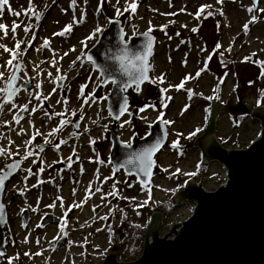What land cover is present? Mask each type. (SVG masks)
<instances>
[{
	"label": "rangeland",
	"instance_id": "374dc122",
	"mask_svg": "<svg viewBox=\"0 0 264 264\" xmlns=\"http://www.w3.org/2000/svg\"><path fill=\"white\" fill-rule=\"evenodd\" d=\"M66 1L59 5L58 0H31L26 7V0H8L0 8V24L7 26V34L0 29V45L11 50L0 47V72L4 74L0 77V172L7 163L21 160L4 193L9 212L6 256L0 257V264H9L16 257L23 264H101L107 253H113L120 263L138 259L153 213L162 215L163 237L173 225L190 217L194 203L177 204L166 213L157 211L156 206L173 201L191 181L201 183L206 192L225 184L223 164L207 162L202 171V153L195 145L206 132L212 102L217 104L213 136L223 149L244 150L261 131L262 121L252 113L255 108H264L258 97L264 91V77L258 67L264 62V0H258L251 12L249 0H166L165 4L162 0H136L134 13L124 11L132 0ZM80 2L83 9L88 4L90 22L93 19L96 24L89 35L85 34L87 39L79 45L73 65L67 67L71 71L77 63L83 65L82 69L78 65L81 74L68 81L69 72L63 73V68L50 71L52 47L60 39L44 34L43 28L58 6L75 14L69 25H77L81 21ZM111 20L120 21L125 41L142 33L155 39L149 62L151 80L141 95L130 93L132 105L138 109L148 105L147 99L154 101L153 107L148 105L143 113H136L133 122H129L128 114L116 122L115 132L120 142L130 144L133 133L143 132L155 120L171 122L164 123L168 145L156 157L154 177L147 187L122 171L113 172L108 133L113 120L103 100L111 85L101 87L98 72L91 63L85 64L86 53ZM14 25H19L15 32ZM97 28L102 31L93 36ZM13 52L17 53L15 59ZM216 54L231 64L218 69ZM249 56L254 60L249 61ZM10 59L11 65L7 64ZM17 64V84L24 87L7 101L5 85ZM175 65H184L187 71ZM185 77L189 79L177 90ZM81 131L87 132V138L81 137ZM61 133L66 139L61 140ZM68 140L70 148L81 143L88 146L91 166L82 177L80 170L86 167L78 169L81 157L72 151L58 152ZM63 178L71 185L63 183ZM81 183L83 194L78 197L75 192ZM91 198L97 207L90 208ZM33 207L38 209L36 214ZM24 211L29 216L26 226L21 219ZM123 218L141 230L137 237L126 238L129 235L125 236ZM45 219L48 222L41 226ZM92 221L93 226H88ZM114 234L119 241L114 240Z\"/></svg>",
	"mask_w": 264,
	"mask_h": 264
},
{
	"label": "water",
	"instance_id": "95a60500",
	"mask_svg": "<svg viewBox=\"0 0 264 264\" xmlns=\"http://www.w3.org/2000/svg\"><path fill=\"white\" fill-rule=\"evenodd\" d=\"M249 1L252 9H255L258 0ZM154 45L153 35L144 33L125 41L120 21L111 20L85 55V61L91 63L98 72L101 87L111 85L103 100L106 101V110L113 120L108 131L111 142L109 162L113 172L122 170L126 176L134 177L142 187L149 185L156 165L155 156L167 144L165 124L158 119L148 126L143 137L134 134L130 147L120 142L115 132L116 122L129 111V90H132V94L139 95L143 86L150 82L149 62ZM133 54L144 58L142 65L138 64ZM115 57L121 59L117 60ZM121 63L129 66V73L132 75L122 73ZM139 67L145 69L147 79L143 81L132 79ZM19 70L20 64H17L5 85L7 101H11L24 87V84H17ZM113 79L118 84H113ZM125 82L128 87L121 91ZM125 105L126 110L121 113V108ZM216 110L217 104L212 102L206 132L195 140V145L202 153L203 163L217 161L223 164L227 176L225 184L212 192H206L201 184L189 182L177 193L175 203H194L196 207L190 217L183 223L173 225L161 238L162 215L153 213L138 259L120 263L113 253H107L101 264H264V108H255L252 113L262 121L258 139L244 150L233 151L223 149L214 139ZM15 120L17 122L19 118L16 117ZM133 121L132 114L129 122ZM157 143L159 147L151 155L152 167L146 174L144 152ZM20 165L21 161H12L0 172V180L3 182L0 188V206L3 209L0 212V257L6 256L4 228L7 215L3 195ZM132 183L131 181L127 187H131ZM21 219L23 226H26L29 219L27 211L21 214ZM47 222L45 219L41 226Z\"/></svg>",
	"mask_w": 264,
	"mask_h": 264
},
{
	"label": "bare ground",
	"instance_id": "6f19581e",
	"mask_svg": "<svg viewBox=\"0 0 264 264\" xmlns=\"http://www.w3.org/2000/svg\"><path fill=\"white\" fill-rule=\"evenodd\" d=\"M29 1L30 0H26V7L29 5ZM146 0H143L142 2H145ZM59 5L60 4H65L67 1L66 0H58ZM161 3H166V0H162L160 1ZM169 3V2H168ZM83 3H79V14L81 16H86L85 20L78 22L77 25L72 24L71 25V31L68 32H64L62 35H58L57 33H61L64 30V27L62 26H66L69 25V23H73L75 14L70 15L68 13V9L66 10V8L62 9L61 7H58L55 9L54 14L51 16V19L48 21V23H46L45 27L43 28L44 34L48 33L50 36H52L53 38H59L60 42L56 45H54L52 47V52H51V57H50V66H51V70H56L57 68H63V73L64 72H69L68 76L69 79L68 81L72 80L74 77H76L77 75L81 74V69L83 67V65H80L77 63V67L71 71H69V69L67 67L73 65V62L75 61V56L79 53V45L85 41L87 39V36L85 34L90 33V29L91 26H95L96 21L92 19V22H90V17H89V10H88V4L86 3V7L85 9H83ZM163 4V5H164ZM189 6L188 4H186V7ZM172 7V5H171ZM92 24V25H91ZM45 36V35H44ZM45 38L47 39V37L45 36ZM163 53H166L165 51ZM181 55H183V52H181L180 54H178V58L176 59V62H178L179 58L181 57ZM78 60V59H77ZM88 62H85V64ZM84 64V66H85ZM81 66V69H79ZM178 67V70H182L186 72L187 70L184 68V65H175ZM80 70V72H79ZM150 70V68H149ZM177 69H174V72L177 74L179 73ZM41 83V82H40ZM38 97L42 96L41 93H38L37 95ZM34 114L36 115V111H34ZM47 120V119H45ZM37 122V120H36ZM87 132L85 131H81L80 135L81 137H86L87 138ZM62 137L61 140L66 139L64 137V134L61 133ZM70 140L67 141V143H65L63 145V147H61V149H59L60 154L61 153H67L69 151H72L74 154H78L81 159L80 161H78V169H81V166H85V170H80V174L79 177H82V175L84 173H86V171H88V168L91 166V159H90V152L88 150V146L85 144H79L76 145L74 147H72L73 145H71V148L69 147V142ZM56 152V151H55ZM59 154V155H60ZM59 178V177H58ZM57 178V179H58ZM66 178L62 179V182L65 183L67 186L71 185L70 184V180L66 181ZM79 179V178H78ZM84 181V180H81ZM51 184V183H49ZM83 184L81 183V185L78 186L79 190H77L75 192L76 196H81L83 194V189L80 188L82 187ZM5 204V202H4ZM88 204L90 205V208H94L97 207L95 204V200L93 198H91L88 202ZM68 207L72 208V204H67ZM74 211H76L75 209L73 211H71V213H73ZM9 212V211H8ZM7 212V214H8ZM33 212L36 214L38 212V209L36 207H33ZM89 218V216H88ZM91 218L88 219V221H90ZM95 223V221H92L91 223L88 224V226H93V224ZM74 228H71L70 231L72 233H76L75 231H73ZM76 240V239H75ZM76 244H78V242H75Z\"/></svg>",
	"mask_w": 264,
	"mask_h": 264
},
{
	"label": "snow or ice",
	"instance_id": "6c2138e0",
	"mask_svg": "<svg viewBox=\"0 0 264 264\" xmlns=\"http://www.w3.org/2000/svg\"><path fill=\"white\" fill-rule=\"evenodd\" d=\"M218 2H221V3H222V0H218ZM7 3H8V0H0V8H2V6L5 5V4H7ZM30 3H31V0H30ZM73 3H75V0H73ZM136 8H137L136 0H132V2H131L130 4H128V6L124 9V11H129V10H130L131 12L134 13L135 10H136ZM200 11H201V12L203 11V7L200 9ZM248 11L251 12V11H253V9L249 8ZM261 11H264V10H261ZM19 14H20V13H17V15H19ZM117 14H118V15L120 14L119 9L117 10ZM221 14H222V13H221ZM197 15H199V13H198ZM255 19H256V18L253 17V20H255ZM82 20H83V16H81V21H82ZM81 21H77V22H81ZM18 27H19V25H14L13 28H12V31L15 32L16 28H18ZM247 27H248V25L245 24V25H244V28L247 29ZM0 29H3V30L5 31V34H7V26H6V25L0 24ZM28 30H29V29L25 28V31H28ZM68 31H71V25L66 26L65 29L63 30V32H61V33H57V34H58V35H62L64 32H68ZM101 31H102V30H101L100 28H97V29L95 30V33H93V36H94L96 33H99V32H101ZM193 31H196V29H193ZM89 38H93V37H89ZM45 43L47 44V42H45ZM0 47L4 48L5 51H11V50L7 49L4 45H0ZM19 47H20V44L17 43V44H16V48L19 49ZM125 47H126V46H125ZM218 47H219V46H218ZM16 54H17V53L13 52V59H15ZM133 55L135 56V54H133ZM89 59H91V57H89ZM115 59L120 60L121 58H120V57H115ZM135 59L137 60L138 64H141V65H142L143 62H144V58L141 57V56H135ZM12 62H13V60L10 59V60L7 61V64L11 65ZM132 67H137V66H136V65H132ZM120 68H121L122 73L132 75V74L129 73V66H128V65H126V64H124V63H121ZM144 73H145V69H144L143 67H139V68H138V72H137V74L133 75V76H132V79H133V80L143 81V80L147 79V77L145 76ZM262 74H264V73H262ZM3 75H4V74H3L2 72H0V77H3ZM197 76H199V73H197ZM160 79H161V82H163V78H160ZM188 79H189L188 77H185L184 81H182L180 85H177V86H176V87H177V90L183 88V87H184V83H185ZM111 82H112L113 84H118V82H117L115 79H113ZM222 82H223V81H221V83H222ZM118 86H119V85H118ZM127 87H128V83L125 82V83L123 84V86L121 87V91L125 90ZM165 91H166V90H165ZM9 94L11 95V93H9ZM192 94H193V93L191 92V90H189V98H191V95H192ZM168 99H170V98H168ZM163 106H164V107H167V104H164ZM186 107H187V106H186ZM125 110H126V105H125V107H122V108H121V113H122L123 111H125ZM185 110H186V108H185ZM141 111H143V109H141ZM117 118H119V115H117ZM161 119H162V117H161ZM163 123L168 124V123H171V122H170V121H166V120H164ZM77 127H78V125H77ZM57 130H58V129H57ZM193 134H194V133H193ZM130 146H131V145H129V147H130ZM173 146H174V147L177 146V142H174ZM57 147H58V146H57ZM158 147H159V143H157L156 145H154V146H152V147L146 149L145 152H144V162H145V168H144V171H145L146 174H148V170L152 167V163H153V162L151 161V155H152V153H153L154 151H156V150L158 149ZM2 186H3V182H2V180H0V188H2ZM97 190L99 191V189H97ZM109 195H115V193H109ZM2 211H3L2 206H0V212H2ZM101 219H106V217H102Z\"/></svg>",
	"mask_w": 264,
	"mask_h": 264
},
{
	"label": "trees",
	"instance_id": "16d2710c",
	"mask_svg": "<svg viewBox=\"0 0 264 264\" xmlns=\"http://www.w3.org/2000/svg\"><path fill=\"white\" fill-rule=\"evenodd\" d=\"M209 12H210V10H209ZM215 60H216V63L218 64V66H219L218 69L219 68L220 69H223V66L224 65L231 64V60L225 59V57L222 56V54H216ZM248 60L249 61H252V60H254V58L252 56H249ZM260 63L261 64H258V67H259V69L261 71V74H262V73H264L263 72L264 71V62H260ZM262 75L264 77V74H262ZM247 83H250V82L247 81ZM258 97H259V102H262V104H264V91L263 92L260 91L259 94H258ZM201 168H203L202 171L205 170L204 169L205 168L204 165L201 166ZM202 171H200V172H202ZM174 207H176L175 204H174V201H171V202H167L165 204L158 205V206L155 207V209L157 211H161L162 213H164V212L166 213L168 210L173 209ZM126 221H127V219L126 218H123V220H122V227H123V229L125 231V236L126 235H129L126 238L127 239H130L131 237H137L138 236L137 234L138 233H141L140 232L141 230H138L137 227L131 226ZM114 235H115V238L114 239H117L119 241V236H117L116 234H114ZM130 254H132V253H130ZM9 264H23V261L16 257V258L11 259Z\"/></svg>",
	"mask_w": 264,
	"mask_h": 264
},
{
	"label": "flooded vegetation",
	"instance_id": "af4514ba",
	"mask_svg": "<svg viewBox=\"0 0 264 264\" xmlns=\"http://www.w3.org/2000/svg\"><path fill=\"white\" fill-rule=\"evenodd\" d=\"M147 85V84H146ZM146 85H144L143 86V88L146 86ZM143 88H142V91H143ZM130 93L132 94V90H129V92H128V96H129V114H130V116L133 114L134 115V120L136 119V116H135V114L136 113H138V114H141V113H143L145 110H146V108L148 107V105L149 106H151V107H153V104H154V101L152 100V99H147L146 100V102H147V106H145V105H142L141 106V108L140 109H138L136 106L137 105H132V102H131V99H130ZM142 93V92H141ZM133 96H134V94H132ZM141 95V94H140ZM134 108H135V112H134ZM141 109H143V111H141ZM150 125V124H149ZM148 125V126H149ZM148 126H147V128L145 129V128H143L144 129V131L143 132H140V133H138V132H136V134H139L140 136L139 137H143L146 133H147V130H148ZM77 129H78V127H77ZM142 130V129H141ZM140 130V131H141ZM134 134V133H133Z\"/></svg>",
	"mask_w": 264,
	"mask_h": 264
},
{
	"label": "built area",
	"instance_id": "2783aa9c",
	"mask_svg": "<svg viewBox=\"0 0 264 264\" xmlns=\"http://www.w3.org/2000/svg\"><path fill=\"white\" fill-rule=\"evenodd\" d=\"M224 185V184H223ZM193 209H194V207H193Z\"/></svg>",
	"mask_w": 264,
	"mask_h": 264
}]
</instances>
